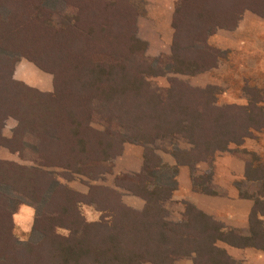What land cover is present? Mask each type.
<instances>
[{
  "label": "trees",
  "instance_id": "obj_1",
  "mask_svg": "<svg viewBox=\"0 0 264 264\" xmlns=\"http://www.w3.org/2000/svg\"><path fill=\"white\" fill-rule=\"evenodd\" d=\"M42 1L0 0V7L9 11L7 19H0V48L17 52L42 69L40 52L46 61L57 53L69 55L76 45L73 55L77 58L70 55L71 61L64 64L65 75H55L60 78H55L54 92L41 94L12 77L10 80L18 57L0 54V145L22 158L27 153L38 166H56L91 179L112 170L108 160L124 142L141 145L142 170L120 174L114 182L143 198L145 204L136 210L125 205L115 189L98 184H90L85 194L79 193L45 170L0 160V184L9 186L20 198L18 203L34 209L42 203L32 223L39 239L22 241L15 234L8 198L1 194L0 264H173L185 257L192 258L194 264H239L218 242L264 249V226L259 218L264 214V199L258 196L247 230L225 227L188 202H183L179 221L167 220L162 200L171 197L175 185L154 176V171L166 166L149 145L157 138L171 136L194 145L189 152L171 150L179 162L194 158L211 163L217 150H228L233 143L236 147L231 151L237 153L243 139L252 136V128L264 127L263 108L257 106L262 110L257 113L262 121L254 125L257 116L249 107L232 109L229 114L217 108L213 86L192 89L185 81L172 79L169 86L161 87L147 79L168 71L193 75L206 70L208 59L215 57L206 44L208 30L216 25L232 29L244 9L264 17V0H227L211 11L199 3L190 11L177 6L171 52L157 58L144 56L145 43L136 39L133 30L129 35L97 34L93 23L84 29L85 37L94 44L87 48L70 29L76 19L52 11ZM67 3L77 6L73 0ZM63 42L68 47L62 46ZM94 50L110 60L94 61L90 58ZM39 96L47 101L40 105ZM8 116L18 121L10 140L1 134ZM91 122L102 124L103 130ZM238 155L247 164L246 180L257 182L255 190L263 195L264 164H257L258 157L248 159L250 151L246 149ZM211 175L208 171L194 177L196 189L222 193L207 185ZM250 186L242 185V195L253 197L255 190L250 192ZM80 203L97 210L98 219L88 221Z\"/></svg>",
  "mask_w": 264,
  "mask_h": 264
},
{
  "label": "rangeland",
  "instance_id": "obj_2",
  "mask_svg": "<svg viewBox=\"0 0 264 264\" xmlns=\"http://www.w3.org/2000/svg\"><path fill=\"white\" fill-rule=\"evenodd\" d=\"M73 1L77 5L76 8H74V5L68 4L67 0H43L42 3L44 6L49 7L54 12L63 13L67 17H70V15H72V18H70L76 19V21L74 26H71L70 29L76 34L75 38H78L83 44L85 43V46L87 48L92 49L93 46L90 45L94 44H91V41L85 37L84 29L91 27L90 24L93 23L96 24L95 28L97 34L125 32L127 33V35H129L133 30L136 39L145 43V45L143 46L144 56L150 58H157L162 54H170L175 31L172 25V21L177 6H179L180 9L190 11L193 6L196 7L199 4H203L202 6L205 8V10L211 11V8L219 5L221 6V4L227 2V0H92L90 2H87L86 0ZM197 3L199 4L197 5ZM69 8H71V12ZM166 9L169 10V13H167V23L165 18ZM8 14L9 11L6 7H0V19H7ZM248 14H250L249 16H252L253 18H257V21L247 20L244 24V28L241 29L243 30V35H240L242 33L237 34L234 31L236 30L235 26L230 29L217 25L211 27L208 30V34L205 33L207 35L206 44H208L215 53L214 59L210 61L208 59V68L206 70L193 75L168 71L162 76H150L147 79H149L152 85L161 87L169 86L172 79L185 81L186 84L192 89L194 88L201 90L207 86H213L214 88H216V91H213V95L215 97L214 101L216 100V103L213 104L217 108H222L223 111L229 114L230 110L237 109L236 105L245 103L247 100V104L249 105L248 107L252 111H254L257 116L256 121L253 123L254 125H259L262 119L261 117H258V114H261L262 110H258L257 106L263 108L264 111V17L259 16L257 13L251 10L248 12ZM140 15L143 16V18H140V22H138V17ZM147 15H153L155 19H157L158 17L157 21L161 22L163 28L167 27L168 31H171L173 35V37L169 39V43L166 42V45L158 43L153 49L149 51L147 50V42L137 36L138 34H136L138 23H141L140 26L142 30H146V28L149 26L148 20L144 19ZM121 27L123 28L120 29ZM241 41L244 43H240ZM62 46L68 47V44L66 42H63ZM75 49L76 45L70 48L69 55H64L65 52L57 53L55 57H49L46 61L42 58L40 52L39 62L43 65L44 70L50 71L52 73L54 77V84L55 78L59 79L60 77L65 75L63 68L66 67L64 66V64L67 65L66 62L71 61L70 55L74 56L73 53H75ZM0 54H7L13 59L18 57L17 61L20 59H27L20 56L17 52L8 53V51H5V49L2 48H0ZM75 57L77 58V56H74L73 58ZM90 58H93L94 61L110 60V58L106 57L104 53H95V50ZM27 60L32 62L29 59ZM55 75L60 77H56ZM11 77L12 76L10 75V80ZM6 79L7 77L3 76V80ZM24 86L28 87L25 84ZM52 92H54V89L50 92H41V94H50ZM248 98H251V102L248 101ZM39 99L40 105L47 101L46 98H40V96ZM42 100H44V102ZM252 100H257V102H253ZM202 102H204V99L202 100ZM205 109L207 110L208 108L205 107ZM17 123L18 121L16 118L12 116L6 117L2 125L3 129L1 130V134L3 132L4 135L2 136L10 140L13 135V131L17 126ZM91 125H93L95 128H102V126L97 123H92ZM252 133V135L256 136V139L253 138L251 144L256 142L258 145L264 148V127L260 131L254 132L253 130ZM184 143L185 142L171 136H164L153 140L149 145L154 146L155 149L165 151L166 149L170 150V148H173L175 146H185L186 143ZM230 145L235 146L234 144ZM242 145L243 144L237 146V154H239L241 150L246 149L250 151V155L246 156L248 159H252V156L258 157L260 160L263 158V152L260 153L262 156H259L250 150L248 143H246L244 147H242ZM230 153H232V151ZM24 155L26 156L22 158L18 152L11 151L5 145H0V160L16 163L27 168L37 167L45 170L50 175L52 174L53 178L57 182L66 185L68 188L73 189L79 193L85 194V191L90 184H114V173L113 175L109 173L103 174L99 178L91 179L89 176L70 172L64 168L56 166H38L33 161L28 159L29 157L27 153ZM116 188L118 190L120 189L118 187ZM50 192L51 189L47 191L46 198ZM1 194L7 196L8 198V210L12 211L11 209L21 208L22 203H18V200H20V198L12 193L9 186L7 187L4 184H0V196ZM173 204L174 208L172 212H176L178 206L175 202H173ZM41 205L42 203L39 205L35 213L40 212ZM79 209L86 219H93L98 216V212H96L92 207L85 205L84 203L79 204ZM171 215L172 217L170 218L174 219L176 217V213H172ZM61 231L64 232V230ZM15 234L18 239L22 241H34L39 239V235L32 231V227L29 232H27L23 237H19L16 232ZM249 260H252L251 264H256L254 257H251V259L244 258L242 261L248 262ZM260 262H264V257L260 259ZM179 264L185 263L184 261H180Z\"/></svg>",
  "mask_w": 264,
  "mask_h": 264
},
{
  "label": "crops",
  "instance_id": "obj_3",
  "mask_svg": "<svg viewBox=\"0 0 264 264\" xmlns=\"http://www.w3.org/2000/svg\"><path fill=\"white\" fill-rule=\"evenodd\" d=\"M249 11L250 10L245 9L239 17V20L236 22V30L234 31L237 34L242 33L243 30L241 29L244 28V24L247 20L257 21V18L249 16ZM165 13L167 15V13H169V10L166 9ZM166 15L165 18L167 23L168 15ZM138 18V22H140V18H143V16L140 15ZM144 19L148 20L149 26L146 28V30H142L140 26L141 23H138L136 34H138L137 36L147 42L148 51L153 49L158 43L166 45V42H168L169 39L173 37L172 32L168 31L167 27L163 28L161 22L157 21L158 17L157 19H155L153 15H147ZM240 35H243V33ZM240 43L244 42L241 41ZM12 78L16 81L24 83L28 87L37 89L41 92H50L54 89V77L52 73L50 71L39 68L35 63L30 62L27 59H20L15 63L12 71ZM250 99L248 101H250ZM236 106L237 108L244 109V107H248L249 105L247 104L246 100L245 103H241ZM92 123L96 122H91V124ZM99 125L102 126V128L96 129L103 130V125ZM262 129L263 128H257L252 130H254L255 132ZM253 138L256 139V136L252 135L251 137L243 139V142L241 143L243 144L242 147H244V145L248 143L251 151L259 156H262L260 153H264V148L258 145L256 142L251 144ZM230 144L228 145V150H217L211 163L204 159L195 160L194 158H189L188 160L182 159L183 161L179 162L171 153L172 149L178 148L183 149L187 152L192 151L194 150V145L191 143H186L185 146H175L173 148H170V150L166 149L165 151L155 149V147L153 146L154 153L158 155L161 163L166 166L162 167L158 171H154V176L157 179L166 180V183L168 185H175L174 189L172 190L171 197L162 200V205L167 210V220L179 221L184 210L183 202H188L194 205L197 209L211 215L215 220L222 223L225 227L247 230V228L249 227V215L254 207V198L258 196L260 197V199H264V194L259 195V193H257V191L255 190L258 187V184L256 185L257 182L246 180V161L237 153H230L231 150H234V147L236 146L235 144V146ZM143 153V146L124 142L122 144L121 150L108 160L112 164V170L107 173L112 175L114 173L113 179H115V177L120 174L132 175L135 173H139L143 167ZM262 157L263 160L259 159L257 161V164H264V155ZM208 171H211L212 175L208 180L207 185L214 187L218 191H222V193L214 194L205 191H198L196 189L193 178L204 175ZM259 173L260 172H258V174ZM114 184L98 185H103L115 189L120 193L122 202L129 207H132L136 210H141L144 207L145 201L143 200V198L134 195L124 187L116 186ZM247 184L251 185L249 187L250 192L255 190L253 197H247L246 195L244 196V194L242 195L243 191H241L240 188L242 187V185L246 186ZM116 187L120 189L118 190ZM87 190L85 192H87ZM173 202H175L178 206L176 212H172L174 208ZM11 210L12 222L15 232L19 235V237H23L27 232H29L32 227L35 215L37 214L35 213L37 208L34 210V207L22 204L21 208ZM95 211L98 212L97 210ZM172 213H176V217L174 219L170 218L172 217ZM99 214L100 213L98 212L97 217H99ZM97 217L93 219L88 218L87 220L95 221L98 219ZM259 218L262 220L264 226V214L260 215ZM218 245L224 248L227 254L239 264H251L252 260H249L248 262L242 261L244 258L251 259V257H254L256 264H264V262H260V259L264 257V249H260L255 246L237 247L228 245L224 242H218ZM180 261H184L185 264H194L192 258L187 257L178 258L174 261V264H179Z\"/></svg>",
  "mask_w": 264,
  "mask_h": 264
}]
</instances>
